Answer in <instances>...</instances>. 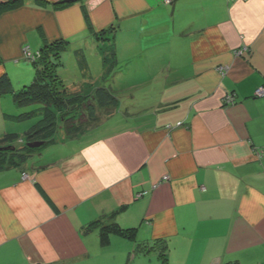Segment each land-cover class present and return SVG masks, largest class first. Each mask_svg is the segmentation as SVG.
Wrapping results in <instances>:
<instances>
[{
    "label": "crops",
    "instance_id": "crops-1",
    "mask_svg": "<svg viewBox=\"0 0 264 264\" xmlns=\"http://www.w3.org/2000/svg\"><path fill=\"white\" fill-rule=\"evenodd\" d=\"M65 1L0 15V77L19 90L34 78L24 49L62 41L65 81L92 85L113 44L121 81L141 75L127 92L156 97L131 126L0 172V264H163L158 241L168 264H264V0ZM114 221L136 238L102 248L87 228Z\"/></svg>",
    "mask_w": 264,
    "mask_h": 264
},
{
    "label": "trees",
    "instance_id": "trees-1",
    "mask_svg": "<svg viewBox=\"0 0 264 264\" xmlns=\"http://www.w3.org/2000/svg\"><path fill=\"white\" fill-rule=\"evenodd\" d=\"M24 1L6 0L0 3V15L20 7ZM76 1L61 2L56 6L60 8ZM95 36L106 44L111 43V40L108 39L110 36L108 30L95 33ZM67 47L68 43L58 41L45 45L41 51H38L37 58L31 62L34 69V78L30 84L24 85L19 90L14 89L13 82L7 74L0 77V99L10 96L18 108L39 105L36 114L41 116L40 120L24 134L25 142L20 149L12 146L20 139L19 135L5 134L0 136V172L7 167L23 168L29 160L35 157L34 153L47 146L54 145L53 148L56 149L61 146L65 147L64 144H58L60 133L66 135L63 140L69 146L70 143L80 137L82 138L85 134L95 132L99 135L100 130L103 128L131 126L135 123L132 119V113L146 110L154 103L155 97L150 95V97L145 98L144 107L138 106L136 94H132L131 91L125 93L127 89L119 85L118 81H121L120 76L123 75V71H120L122 66L119 63L113 44H109L103 52L104 73L101 84L94 86L85 94L73 97L69 92L70 86L65 81L64 76L61 75L62 70H60L63 67L62 54L67 51ZM140 80L141 78H135L128 82L133 84L134 82H140ZM109 81H111V84H109ZM28 116L29 114H21L16 118L23 120ZM87 138H93V136ZM43 140V147H29L31 143ZM49 161L50 159L41 160L37 162V165L39 168H44L52 164ZM112 219L113 217H110L109 220ZM96 227L100 229L99 240L102 248L111 245L113 235L121 236L132 242L136 238V229L123 228L115 221L104 226L101 225V222H95L87 228V231ZM156 244L161 249L160 258L162 263L168 264L166 245L163 241H158ZM155 250L157 251V249ZM147 252L146 247L139 246L137 248V253L146 254ZM131 255L132 253L129 254V260Z\"/></svg>",
    "mask_w": 264,
    "mask_h": 264
},
{
    "label": "rangeland",
    "instance_id": "rangeland-1",
    "mask_svg": "<svg viewBox=\"0 0 264 264\" xmlns=\"http://www.w3.org/2000/svg\"><path fill=\"white\" fill-rule=\"evenodd\" d=\"M30 49V48H29ZM24 56L25 55V49H24ZM26 58V57H25ZM31 62V61H30ZM122 69L120 71H124V67L123 65ZM33 67V66H32ZM70 73V72H69ZM67 74L65 76L69 77ZM124 73V72H123ZM64 76V77H65ZM128 77V75H127ZM131 79H135V78H140L141 75H131L130 76ZM32 81H30L28 84H30ZM101 80L99 81V79H95L92 82V85L90 84H86V85H75V86H70V93L73 95V97L76 95H82L87 93L88 91H90L93 87L95 83H98L97 86L100 85ZM119 85H121V87L123 88H127L130 87L132 84L129 83L127 80H123V81H118ZM109 84H111V81H109ZM153 92V93H152ZM155 92V93H154ZM157 91L153 90V89H134L131 90L132 94H136V101L138 106L140 107H144L143 102L145 101V98L147 96L150 97L154 96V94H156ZM125 93H127V91H125ZM156 97V96H154ZM39 105H32V106H27V107H19L16 106L12 100V98L10 96L7 97H2L0 99V136H4L5 134H17L19 135L20 139L18 141H16L12 146L20 149L22 148L24 142H25V138H24V134L29 131V129L34 126L41 118L40 115H37L36 112L39 109ZM21 114H29L28 118L23 119V120H18L16 117L21 115ZM13 117V118H12ZM116 121V120H115ZM108 123V122H106ZM97 128V127H96ZM96 130V129H95ZM96 133H92V134H85L83 139L85 140V136L88 137H92L95 138L96 137ZM64 137H66L65 134L60 133L58 135V138L60 139H64ZM93 138H87L88 140H91ZM86 139V140H87ZM39 142H44L43 141H39ZM43 147V146H41ZM54 145L52 146H47L43 149H41L39 152L34 153L33 155L38 156L39 154H49V152H52L51 149H53ZM14 170L17 169L16 167L13 168ZM19 171H21L19 169Z\"/></svg>",
    "mask_w": 264,
    "mask_h": 264
},
{
    "label": "built area",
    "instance_id": "built-area-1",
    "mask_svg": "<svg viewBox=\"0 0 264 264\" xmlns=\"http://www.w3.org/2000/svg\"><path fill=\"white\" fill-rule=\"evenodd\" d=\"M165 2H166V4H171L172 3V0H165ZM245 50V49H244ZM244 53V51H239L238 53H237V55H241V54H243ZM37 54L38 53H33L30 49H29V47H26L25 48V57H26V59L27 60H29V61H34L37 57ZM223 72V71H222ZM224 74V73H223ZM255 96L256 97H258V98H263L264 97V87H262V88H260V89H258L256 92H255ZM225 103L226 104H230V103H234V98L230 95V96H227L225 99ZM24 177H26L25 175H23ZM140 196H142V194H139L138 195V197H140Z\"/></svg>",
    "mask_w": 264,
    "mask_h": 264
},
{
    "label": "water",
    "instance_id": "water-1",
    "mask_svg": "<svg viewBox=\"0 0 264 264\" xmlns=\"http://www.w3.org/2000/svg\"><path fill=\"white\" fill-rule=\"evenodd\" d=\"M43 145H44V142H35V143L29 144V147H31V148H40Z\"/></svg>",
    "mask_w": 264,
    "mask_h": 264
},
{
    "label": "clouds",
    "instance_id": "clouds-1",
    "mask_svg": "<svg viewBox=\"0 0 264 264\" xmlns=\"http://www.w3.org/2000/svg\"><path fill=\"white\" fill-rule=\"evenodd\" d=\"M29 61V60H28ZM31 63V62H30ZM256 97V96H255ZM256 98H258V97H256ZM142 196H143V194H142Z\"/></svg>",
    "mask_w": 264,
    "mask_h": 264
}]
</instances>
